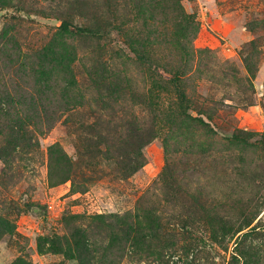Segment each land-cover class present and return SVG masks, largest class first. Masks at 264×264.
I'll use <instances>...</instances> for the list:
<instances>
[{"label": "rangeland", "instance_id": "1", "mask_svg": "<svg viewBox=\"0 0 264 264\" xmlns=\"http://www.w3.org/2000/svg\"><path fill=\"white\" fill-rule=\"evenodd\" d=\"M9 1V6L0 8V36L7 29L11 37V51L5 52L0 38V92L6 89L39 100L37 109L44 117L37 127L32 123L27 128L34 134L31 148L13 154L10 163L0 158V216L7 217L17 233L0 239V264L20 259L23 264H80L63 254L40 252L41 240L67 235L65 214L145 211L162 219L160 237L151 241L153 253L128 255L121 264H231L233 255L239 257L236 264H243L246 259L239 253L252 256L248 264H264V0L178 1L179 9L198 27L193 45L201 52L191 63L190 80L196 82L200 105L212 110L219 133L190 120H176L172 128L157 129L156 138L142 139L146 144L141 150L131 144L135 131L128 119L152 128L149 101L168 108L172 89L163 80L152 83L146 69L136 63L132 45L113 28L141 27L133 22L134 11L130 14L122 0ZM164 1L166 8L156 16L159 42L149 53L162 64L176 65L172 35L177 13L167 10L172 0H163L162 6ZM128 5L133 9L131 2ZM63 20L93 29L109 27L111 36L62 35ZM62 45L69 51L63 65L57 58L64 54ZM8 54L23 56L21 68L18 63L8 66ZM35 62L42 71L37 77L30 68ZM102 65L123 71V81H131L134 100L127 102L124 95L115 101L98 87ZM223 72H228V80ZM191 97L196 101L192 91ZM238 131L252 135L249 144L230 139ZM6 135L0 133V144ZM102 136L110 139L115 157L121 147L123 154L132 147L139 149V171L123 178L119 164H110L102 154L90 157V151L106 152L108 144L97 143ZM55 145L73 171L77 169L73 181L83 191L74 192L72 180L53 186L60 181L49 175V151ZM173 159L181 187L168 196L166 169ZM187 190L201 196L196 212ZM216 212L232 223L252 224L234 238L215 236L207 222L208 215ZM245 233L249 236L243 238ZM45 248H50L48 242Z\"/></svg>", "mask_w": 264, "mask_h": 264}, {"label": "trees", "instance_id": "2", "mask_svg": "<svg viewBox=\"0 0 264 264\" xmlns=\"http://www.w3.org/2000/svg\"><path fill=\"white\" fill-rule=\"evenodd\" d=\"M107 1L108 3L110 2L109 0ZM115 1L120 2L121 0ZM122 1L126 4L130 14L134 11L133 22L141 23L142 25L141 27L128 29L126 31H123L119 26L113 28L122 33L123 36L127 38L128 44L132 45V52L135 55L136 63L146 69L145 71L150 75L152 83L154 81L163 80L165 85L172 89L170 91L172 93V99L168 108L158 103H151V100L149 101V109L152 114L149 123L153 126L152 128L147 127V124L146 126L142 125L140 127V123H138L135 118L128 119V125L132 124L135 131V136L131 144H137L141 150L146 144L141 142L142 139L145 140L147 137L152 139L156 138L157 129L161 130L165 126L172 128L171 125L176 120H180L179 122H188V120H190L194 124L206 128L207 131L218 134L219 132L212 122V110L200 105L199 100L196 99V82L194 85V81L190 80V77L193 75L191 63L196 53L201 52L200 50H196L193 45V41L198 33V27L194 19L184 14L182 10L179 9L181 8L180 3L178 4L179 0H172L171 4L167 5V10H172L177 13V16L173 19L175 31L172 35V44L176 52L175 57L178 63L176 65H165L154 59L149 53V48L159 42V32L156 29L159 20L156 16L166 8L165 1V6H162L163 0ZM128 1L131 2L133 9L129 8L130 5H128ZM9 4L10 1L6 3V0H0V8L9 6ZM165 15V12H163L162 16ZM60 30L62 35L67 34L76 37L106 39L111 36V29L109 27L93 29L74 25L67 20L62 21ZM9 33L10 32L6 29L0 36L1 40L4 41V49H2L1 52L11 51L8 46V42H11ZM52 47L55 48V45H52ZM49 49L52 50L51 48ZM60 49L61 53L64 54H58L57 58L63 65L64 63H68L63 60V58L69 57V51L63 45L60 46ZM54 54L55 53H53V55ZM7 59L9 67H14V65L18 63V66L21 68V64L24 62L23 56L21 55L15 56L14 54H8ZM39 64L35 62L30 67L34 77L42 73L41 70L38 71ZM246 67L248 72L252 73V68L249 63H246ZM64 68L68 70V66L65 67L64 65ZM101 68L102 70L100 71L99 80L97 82L98 87L100 89L104 87L110 98L118 101L125 95L129 98L127 102H131L136 98V95L133 93L131 81H123V71H113L110 68L106 70L104 65H102ZM65 73L68 75L69 71H65ZM223 76L228 80V72H223ZM189 87L196 101L191 97ZM212 103L216 102L212 101ZM39 104L40 101H36V99L32 97L28 98L22 94L13 95V93L10 94L7 92L6 89L0 92V133H7L4 142L0 144V158L6 160L7 163L12 162L13 154L21 150H27L33 146L32 136H34V134L27 128H29L32 123L37 127L40 124L38 121L44 117L37 109ZM173 133H175V131ZM251 138V134L241 131L235 132L230 136L231 140L245 144H249ZM109 141L110 139L105 141V137L102 136L97 143L100 144L99 146L108 144L106 152L97 150L95 154H93L94 151H90V157L95 159L99 154H102L106 161H110V164L113 161L114 163L112 164H119L124 172L122 175L123 178H127L131 174L139 171L140 167L136 166L138 162L137 159L142 155L139 149L132 147L127 154H123L121 153V147L119 151H115L117 154V157H115L111 151L114 146L110 148ZM122 144L126 145V142L123 141ZM49 155L51 159L50 178L51 180H60L59 182L55 180L53 186L63 184L68 180L73 181V175L76 173L77 169L73 171L74 166L71 165L70 160L66 157L62 149L57 145L52 146ZM168 159L170 160V158ZM176 168L177 166L174 159L168 162L166 171L168 173L169 183L167 187L170 188V191L165 192L168 196L176 194L177 188L181 187V185L178 184ZM191 182L192 180L188 184L191 185ZM83 190L82 187L73 181L74 192ZM182 191L185 190L182 188ZM186 194L190 195V205L191 208L195 210L193 212L198 211L202 203L201 196H198L196 192L190 194L188 190ZM168 201H170V199ZM33 210L37 212V209ZM62 221L67 230V235L41 240L42 245L40 246V252L63 254L69 259H78L80 264H121L125 258H128V255H131L129 257H133L144 251H147L149 256H151L154 250L151 241L153 238L160 237L159 232L162 230V219L156 216L153 211H145L143 215L138 212L133 214L113 213L98 215L65 214ZM207 223L213 228V234L215 236L222 235L221 237H223V235H226L233 238L252 224L251 221H246L245 223H232L229 219L227 220L224 215L217 212L208 215ZM6 235L15 236L17 233L14 230V224H12L7 217L0 216V239ZM248 236L249 234L245 233L243 238ZM46 242L50 244V248L48 249L45 248ZM239 254L242 258L246 259L243 264H248L249 259L252 258L251 255L247 257L248 255ZM23 263L24 261L20 259L16 264ZM236 263H239V257L233 255L231 264Z\"/></svg>", "mask_w": 264, "mask_h": 264}]
</instances>
